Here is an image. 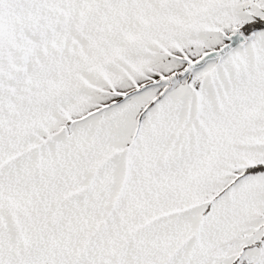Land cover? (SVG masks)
Returning <instances> with one entry per match:
<instances>
[{
	"label": "snow or ice",
	"instance_id": "obj_1",
	"mask_svg": "<svg viewBox=\"0 0 264 264\" xmlns=\"http://www.w3.org/2000/svg\"><path fill=\"white\" fill-rule=\"evenodd\" d=\"M0 264H264V0H0Z\"/></svg>",
	"mask_w": 264,
	"mask_h": 264
}]
</instances>
